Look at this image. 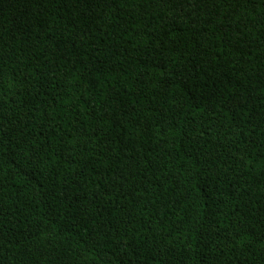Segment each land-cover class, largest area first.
I'll return each mask as SVG.
<instances>
[{"label": "trees", "instance_id": "obj_1", "mask_svg": "<svg viewBox=\"0 0 264 264\" xmlns=\"http://www.w3.org/2000/svg\"><path fill=\"white\" fill-rule=\"evenodd\" d=\"M0 264H264V0H0Z\"/></svg>", "mask_w": 264, "mask_h": 264}]
</instances>
